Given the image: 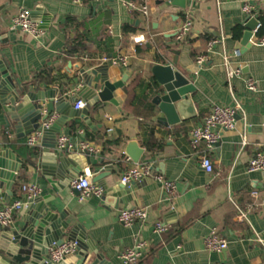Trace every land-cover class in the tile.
<instances>
[{
  "label": "crops",
  "instance_id": "obj_1",
  "mask_svg": "<svg viewBox=\"0 0 264 264\" xmlns=\"http://www.w3.org/2000/svg\"><path fill=\"white\" fill-rule=\"evenodd\" d=\"M246 1L188 0L187 7L181 8L171 0H86L83 4L73 0H0V61L4 60L17 87L25 91L57 89L59 95L75 96L84 86L80 72L83 68L103 64L105 56L129 57L126 67L109 62L110 81L127 75L124 87L115 91L118 104L99 102L90 112L94 127L83 118L66 121L56 135V147L50 151L60 152L57 140L62 134L75 143L91 142L97 149L92 154L93 161L103 157L104 164L114 166L116 173L104 179L113 186L125 170L137 164L123 151L130 140L136 139L145 150L138 163L151 162L154 172L177 185L172 199L161 184L149 177L132 193L128 203L106 201L105 196L80 201L79 192L72 187L73 180L64 183L53 157L43 156L44 146L39 143L42 137L35 146L28 145L33 132L23 133L15 122L8 125L0 104V144L23 161L12 193L4 188L9 202L24 196L23 184H37L41 188L39 195L47 198L49 205L59 212L65 210L66 219L80 226V234L87 236L83 243L97 245L113 264H125L121 252L138 240L146 242V251L136 264H264V248L255 240L256 232L264 235V172H248L250 158L258 149H264V45L258 44V32L251 46L242 47L240 55L234 56L243 37L247 15L242 5ZM128 2H147L150 17L146 19ZM22 8H28L33 20L46 30L42 38L35 39L12 27V17ZM186 22L191 24L190 32L178 42L177 32ZM125 25L135 31L125 32ZM146 31L154 38L136 43L135 37ZM207 37L218 42L206 64L198 67L196 58L207 52L211 41ZM69 48H74L73 54H69ZM173 50L179 51L177 68L190 74L196 87L189 96L198 115L165 125L161 121L164 115L152 103L156 82L152 67L164 60L171 62ZM227 55L233 56V67H242L240 75H229ZM249 78L256 82V90L248 89ZM5 88L7 84L2 90ZM146 96L148 106L137 107ZM74 104L69 103L68 112L73 111ZM214 104L237 106V125L222 132L213 151L205 144L194 150L189 132ZM54 114L56 120L61 116L58 111ZM76 153L85 154L80 150ZM200 154L214 160L212 173L202 167ZM11 160L19 164L17 159ZM85 170L93 174L90 167ZM19 183L22 185L17 186ZM254 190L259 193L257 198L252 195ZM7 203L1 198L0 208ZM134 206L147 208L149 218L126 226L118 214ZM240 211L247 214L245 220L239 218ZM24 215L20 210L12 224L22 226ZM159 222L168 226L167 231L155 230ZM214 230L229 240L225 253L205 246V238ZM67 259L75 261L76 254Z\"/></svg>",
  "mask_w": 264,
  "mask_h": 264
},
{
  "label": "water",
  "instance_id": "obj_2",
  "mask_svg": "<svg viewBox=\"0 0 264 264\" xmlns=\"http://www.w3.org/2000/svg\"><path fill=\"white\" fill-rule=\"evenodd\" d=\"M173 4L181 8L187 7L188 0H171ZM259 19L247 16L242 25L244 28L243 37L237 44V49L250 47L251 39L257 35V25ZM174 56L171 62H158L152 67V74L156 80L152 103L164 115L161 121L165 125H175L182 121H188L197 117L198 113L194 100L190 94L196 92V87L190 74H186L177 68L178 50H173ZM109 62L93 68H83L81 79L84 83L83 89L75 96L59 95L57 89L45 91H25L17 87L14 78L10 74L11 70L6 66L4 60L0 61V104L6 114L7 124L15 122V125L23 133L42 131V139L39 143L44 146L43 156L53 157L59 173L64 177V183H68L79 175L85 173V169L90 167L93 172V181L102 185L106 189V201H123L128 203L140 186L141 182H132L130 186L117 181L113 186H108L104 179L116 173L112 164H104L105 159L93 161V155L85 153L79 155L76 152L60 151L52 153L51 148L56 147V135L61 132L62 125L73 118H83L87 124L94 127L90 118L91 110L99 102L110 101L118 104L115 99V91L124 87L126 77L121 80L110 81ZM193 69L192 71H194ZM195 72V71H194ZM4 84L7 88L2 90ZM10 86V87H9ZM78 96H82L87 104L82 109H74L70 113L67 106L71 101L76 102ZM48 102H42V101ZM55 111L61 113L59 119L55 120L51 126L45 127L44 123L54 115ZM132 161L138 163L144 154V148L139 145L136 139L128 142L123 150ZM99 156H101L99 154ZM17 159L15 164L12 160ZM15 155L12 149L0 144V199L5 198L9 202L7 192L12 193L13 185L17 179L23 161ZM101 165H103L101 167ZM6 188L7 192H4ZM3 189V190H2ZM136 195V194H135ZM23 207L24 224L16 227L11 224L8 227H0V264H113L101 252L97 245L93 243L87 245L83 243L87 236L80 234V226L72 225L66 219V211H57L56 208L48 204V199L40 195L28 199ZM81 238H77L80 237ZM67 236L70 240L78 241V250L75 253L77 259L70 261L67 256L60 262L55 263L50 260L49 247L52 243L57 244L65 240ZM226 252V248L221 250ZM72 262V263H71Z\"/></svg>",
  "mask_w": 264,
  "mask_h": 264
},
{
  "label": "built area",
  "instance_id": "obj_3",
  "mask_svg": "<svg viewBox=\"0 0 264 264\" xmlns=\"http://www.w3.org/2000/svg\"><path fill=\"white\" fill-rule=\"evenodd\" d=\"M86 0H73L74 3L83 4ZM128 6L133 10L141 13L146 19L151 15V9L147 2L142 4H135L128 2ZM242 11L249 17L259 18L264 12V0H248L242 5ZM190 22H186L180 30L177 32L176 40L178 42L184 41L190 32ZM261 26L260 20L257 25L256 31L258 32ZM12 27L19 28L25 33L33 36L35 39H40L46 34V30L40 23L35 22L31 16V12L28 8H22L12 17ZM154 35L150 31H146L141 35L135 37L136 43H144L148 40H152ZM218 42L217 39H213L208 44L207 52L200 54L196 58V64L198 67L203 66L209 60L212 47ZM258 44L264 45V36L258 39ZM240 50L234 51V56H239ZM232 55L225 56V66L229 69L230 76H238L242 73L241 66H232ZM103 61L111 62L113 65L129 66V57L127 55H118L112 58L107 56L103 57ZM247 87L249 90H256V82L249 78L247 80ZM87 101L83 98L76 100L74 104L75 109H82L86 106ZM237 106H227L214 104L210 113L202 120L200 124L192 127L190 130V140L194 150H198L201 144H205L209 151H213L216 145L221 141L222 132L224 130L234 129L237 125L236 120ZM111 119V118H110ZM56 120V114L52 115L45 123V127H49ZM42 131H35L28 137L27 143L30 146H35L42 137ZM242 145H245V141H242ZM57 148L60 151L76 152L80 150V153L95 154L97 152L96 147L89 141L84 140L75 143L69 136L62 134L58 137ZM200 162L202 167L209 173L214 171V160L206 154H200ZM261 171L264 172V149H258L248 162V172ZM93 174L90 171L85 172L78 178L72 181V187L79 192V200L84 201L91 196L104 197L106 189L92 181ZM153 178L156 182L161 184L167 194L168 198L172 199L176 193L177 185L174 180L166 178L163 174L156 173L153 170L151 162L137 163L124 171L120 178V182L126 186H130L132 182H141L146 178ZM21 190L24 194L12 202H8L2 208H0V227H8L13 223V218L16 213L23 209L27 204L24 201V197L28 199L34 198L39 195L41 188L34 183L23 184ZM254 197H258V191L252 192ZM119 221L126 226H132L137 222H145L149 218V212L147 208L134 206L130 208L122 209L118 214ZM239 218L245 220L247 214L240 211ZM168 226L165 223L159 222L155 226L157 232L167 231ZM255 240L259 242L264 248V235L256 232ZM229 240L220 235L217 230H214L210 235L205 238V246L212 251H221L228 247ZM78 241L65 239L61 243H52L49 247L50 260L58 263L62 261L66 256L75 254L78 250ZM146 251V242L138 240L132 247L126 248L120 254L121 260L125 264H136L144 255Z\"/></svg>",
  "mask_w": 264,
  "mask_h": 264
},
{
  "label": "trees",
  "instance_id": "obj_4",
  "mask_svg": "<svg viewBox=\"0 0 264 264\" xmlns=\"http://www.w3.org/2000/svg\"><path fill=\"white\" fill-rule=\"evenodd\" d=\"M259 19H260V23H261V26L259 27V30H258V34L260 35V37H263L264 36V13H262L260 16H259ZM124 30H125V32H132V31H135V29H134V27H130L129 25H125V27H124ZM207 39L208 40H211V38L210 37H207ZM77 48V47H76ZM75 48V49H76ZM74 48H69L68 49V52H69V54H73L74 53ZM50 70V69H49ZM49 70H47V69H45V71H49ZM144 98V97H143ZM146 99H148V96H146L144 99H143V101L140 103V104H138V105H136L137 107H140V108H142V107H147L148 105V103L146 102L145 103V100ZM159 145H157V147H158ZM159 148V147H158ZM24 167H27L26 166V164L24 165ZM21 186L22 184H18L17 186ZM15 191V190H14Z\"/></svg>",
  "mask_w": 264,
  "mask_h": 264
}]
</instances>
